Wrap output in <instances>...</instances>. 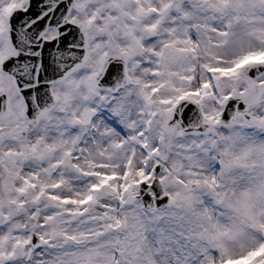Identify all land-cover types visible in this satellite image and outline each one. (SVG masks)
Segmentation results:
<instances>
[{
    "label": "snow or ice",
    "instance_id": "obj_1",
    "mask_svg": "<svg viewBox=\"0 0 264 264\" xmlns=\"http://www.w3.org/2000/svg\"><path fill=\"white\" fill-rule=\"evenodd\" d=\"M0 264H264V0H0Z\"/></svg>",
    "mask_w": 264,
    "mask_h": 264
}]
</instances>
